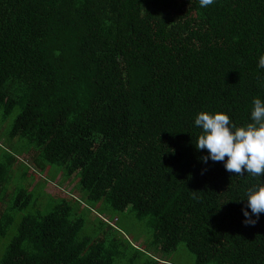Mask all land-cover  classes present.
I'll use <instances>...</instances> for the list:
<instances>
[{"label": "trees", "instance_id": "obj_1", "mask_svg": "<svg viewBox=\"0 0 264 264\" xmlns=\"http://www.w3.org/2000/svg\"><path fill=\"white\" fill-rule=\"evenodd\" d=\"M261 53L264 0H0V112L35 151L6 207L17 158L0 164V264H178L182 245L192 264H264V213L245 224L241 200L264 176L204 163L194 124L201 111L251 122ZM61 174L88 205L145 221L148 246L102 218L88 232L79 198L45 191Z\"/></svg>", "mask_w": 264, "mask_h": 264}, {"label": "clouds", "instance_id": "obj_2", "mask_svg": "<svg viewBox=\"0 0 264 264\" xmlns=\"http://www.w3.org/2000/svg\"><path fill=\"white\" fill-rule=\"evenodd\" d=\"M214 0H199L202 8L212 5ZM257 67L264 69V53L258 57ZM264 87V81L261 82ZM251 122L237 127L230 121L226 113L199 112L194 120L196 127L201 129L195 147L197 150L206 149L208 155L202 157L204 163L208 160L223 162L225 170L238 175L243 172L253 177L264 176V100L254 97L250 114ZM227 157V159H225ZM247 208L242 209L245 224L254 225L247 209L257 219L264 213V181L253 184L245 192Z\"/></svg>", "mask_w": 264, "mask_h": 264}, {"label": "rangeland", "instance_id": "obj_3", "mask_svg": "<svg viewBox=\"0 0 264 264\" xmlns=\"http://www.w3.org/2000/svg\"><path fill=\"white\" fill-rule=\"evenodd\" d=\"M15 115H12L10 119L4 121L2 118V113L0 112V164L8 163L9 157L8 153L16 156V161L12 165V171L9 175H4L6 178H10L11 185H9L8 191L6 194H2L5 196V207L9 206L13 203L14 197L18 191V189L26 187V185L32 181L35 177L32 169V153L35 151L29 148L28 141L26 139L10 138L9 130L12 126L13 119ZM28 162V163H27ZM30 163V165H28ZM30 166V167H29ZM44 171L37 172V179L41 181V185L37 190H34L35 198H37L38 206L46 207L49 205V198L45 194L43 190V183L46 184V177ZM46 176H48L46 174ZM45 179V180H44ZM48 179V178H47ZM45 191L51 198L56 197H70L76 196L83 202V212L84 217L86 218V229L88 232H91L94 235L98 233L95 231V227H99L100 218L112 221L111 224L117 225V227L121 230V232L128 238L133 245L146 248L148 246L149 241H151V233L146 226L145 221L138 220L135 215L129 212V208L124 212L114 213L112 210L107 209L105 207V202H101L96 206H90L87 203L84 193L78 190L76 179L64 180L63 175L58 176L57 180L49 182L45 186ZM32 210V208H28L25 212ZM20 217V216H19ZM109 223V222H108ZM0 259L3 255L5 245L9 243V236L6 238H2L0 240ZM159 256V255H158ZM171 261L176 262L178 264H192L193 259L190 255V252L182 245L178 249V251L173 254L170 258Z\"/></svg>", "mask_w": 264, "mask_h": 264}]
</instances>
